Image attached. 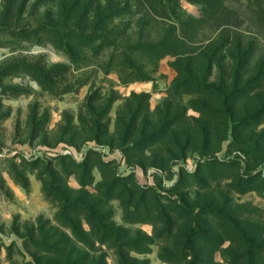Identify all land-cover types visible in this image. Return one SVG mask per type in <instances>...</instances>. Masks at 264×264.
I'll use <instances>...</instances> for the list:
<instances>
[{
	"label": "rangeland",
	"instance_id": "1",
	"mask_svg": "<svg viewBox=\"0 0 264 264\" xmlns=\"http://www.w3.org/2000/svg\"><path fill=\"white\" fill-rule=\"evenodd\" d=\"M135 4L0 0V146L9 151L0 160V264H60L40 250L38 244L47 241L59 242L56 250L76 249L73 255L84 264H171L161 259L162 252H175L177 228L185 220L179 219L168 237L164 219L176 218L170 207L182 204L195 213L217 207L264 246V79L258 95H241L230 100L231 105H223L213 93L176 91L175 57L153 60L129 51L158 42L170 23L145 15L140 6L118 17L109 11ZM179 4L186 15L200 17L199 6L187 0ZM203 34L212 36L209 31ZM248 41L256 49L242 80L236 82L239 88L264 68V40L251 36ZM123 54L130 56L133 69L114 65L122 62ZM224 55L216 59L208 83L228 91L234 80L232 64ZM196 65L197 71L204 70L202 61ZM138 111L137 125H169L173 136L179 134L182 142L188 139L186 152L174 145L171 133L160 143L148 139L137 146L133 141L122 144V126ZM95 121L99 141L91 133ZM63 157L67 164L86 159L91 164L110 163L107 178L132 176L140 188L161 197L162 207L147 198L141 201L140 192L135 194L138 206L125 210L118 199H104L101 208L121 237L100 244L86 235L87 244L76 243L71 231L56 220L59 205L43 191V184L51 182L59 193L80 189L74 175H64ZM92 176L85 189L94 202L102 173L95 167ZM220 222L209 219L208 224L215 229ZM83 228L89 231L85 223ZM234 231L224 227V234L214 237L217 241L196 251L207 253L214 247V262L230 264L228 255L243 250L228 241L225 232L234 238Z\"/></svg>",
	"mask_w": 264,
	"mask_h": 264
},
{
	"label": "trees",
	"instance_id": "2",
	"mask_svg": "<svg viewBox=\"0 0 264 264\" xmlns=\"http://www.w3.org/2000/svg\"><path fill=\"white\" fill-rule=\"evenodd\" d=\"M187 1L200 7L201 15L199 18L195 19L186 15L180 8L179 0H135L136 4L131 5L129 9L113 8L109 11L118 17L124 11L129 12L136 9V6H140L145 15L153 17L155 20L170 23V28L158 42L139 44L135 48L129 47V51L131 54L143 53L153 60L175 57L174 68L178 73L174 83L176 91H181L182 94L198 95L213 93L223 101V105L227 102L230 104V100L241 98V95L243 98L248 97L252 92L253 95H258L260 83L264 79V68L257 71L252 78L253 80H249L244 87L239 88V84L236 82L242 80L249 67V61L255 53L254 43L248 40L251 36L261 37L264 40V0ZM205 31H209L212 36L209 38L204 36ZM221 53H224V58L228 57L230 64H232L230 79H233L234 83L228 91L208 83L215 61ZM122 57V62L118 63L117 60L116 64L113 62L114 65H119L122 69H126V67L133 69L130 56L123 54ZM200 61L204 64L203 71L195 69V65ZM116 72L119 73V69ZM252 81L254 84H251ZM249 85L251 88L247 90ZM212 113L219 114L218 111H212ZM140 114L139 111L136 112L131 123L122 126L123 129L120 133L122 144L133 141L134 145L137 146L149 141L148 139L160 143L167 138L169 133L172 134L170 136L174 135L175 131L166 124L154 128L143 124L137 125ZM251 118L249 116L246 119ZM94 125L95 128H92L91 133H94L93 139L99 141L98 123L95 121ZM175 136H173L176 139L174 145L181 153L186 152L189 145L188 139L182 142L179 134ZM91 154L95 157L98 156L97 153ZM66 159V157L61 159L63 173L66 176L74 175L80 189L65 188L64 193H59L54 189L53 182H51V184H43V191L59 205L60 210L56 220L63 228L71 231V236L76 243L87 244L86 235L92 236L95 242L100 244H108L121 237L118 233V227L115 226L107 212L101 208L104 199L107 201L118 199L125 210L128 207L138 206L139 203L135 202V194L140 192L142 194L141 201L147 198L151 205L162 207L161 197L157 196L151 189L140 188L132 176L123 178L110 176L107 178L105 173L112 168L110 163L98 160L91 164L86 159L81 163L69 162L67 164ZM95 167L102 173V181L96 188L99 197L93 202L88 199L90 195L85 188L93 182L92 170ZM21 185L25 189L28 188L26 182ZM141 201L139 200V202ZM174 207H170V211L173 214H178V216L176 218L165 216L164 219L168 228L166 232L168 237L177 228L176 224L179 219H184L185 224L183 227L177 228L172 245L175 252H162L161 259L163 261L171 264H218L213 260V253L216 251L214 247H210L211 249L207 253L198 252L196 249L212 244L211 241H217L214 237L220 236L219 233L223 235L224 227L229 226L235 228V237L233 238L229 236L228 232H225L228 241L230 244L236 243L239 248H243L240 253L228 255L230 264H264V246L261 242L243 230L239 222L229 220L220 214L217 207L209 205L204 208L202 213H195V209L187 204ZM199 219H204L207 223L205 222L203 225ZM209 219L212 223L216 219L223 222L212 229L208 224ZM124 221L130 222L126 217ZM83 223L88 226V232L84 230ZM202 226L207 227V229L204 230ZM68 241L70 242L69 238H67ZM47 242L38 244L41 247L40 250L48 255L52 254L61 261L60 264H84L85 261L82 258L73 255L76 249L69 248L67 251L66 247L56 250L55 247L59 242H53L52 245H48ZM123 245L127 246L128 244ZM129 250L131 249L129 248Z\"/></svg>",
	"mask_w": 264,
	"mask_h": 264
},
{
	"label": "built area",
	"instance_id": "3",
	"mask_svg": "<svg viewBox=\"0 0 264 264\" xmlns=\"http://www.w3.org/2000/svg\"><path fill=\"white\" fill-rule=\"evenodd\" d=\"M8 153L9 151L6 148L0 146V160L6 158Z\"/></svg>",
	"mask_w": 264,
	"mask_h": 264
}]
</instances>
